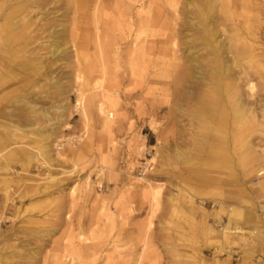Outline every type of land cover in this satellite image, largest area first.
Wrapping results in <instances>:
<instances>
[{
  "label": "rangeland",
  "instance_id": "374dc122",
  "mask_svg": "<svg viewBox=\"0 0 264 264\" xmlns=\"http://www.w3.org/2000/svg\"><path fill=\"white\" fill-rule=\"evenodd\" d=\"M76 1L0 0V26L12 22L0 28L11 46L0 112L20 113L0 115V264H261L264 238L245 189L264 167V0H103L98 10ZM129 6L157 15L143 34L157 48L133 71L132 44L118 41L116 25ZM100 40L107 63L120 43V66L111 61L106 74L119 90L107 128L95 95ZM178 61L201 63L200 79L178 84ZM27 101L38 103L34 128ZM44 137L41 165L32 155ZM248 143L260 157L246 166ZM228 204L244 208L232 216ZM226 223L245 230L224 239Z\"/></svg>",
  "mask_w": 264,
  "mask_h": 264
},
{
  "label": "bare ground",
  "instance_id": "6f19581e",
  "mask_svg": "<svg viewBox=\"0 0 264 264\" xmlns=\"http://www.w3.org/2000/svg\"><path fill=\"white\" fill-rule=\"evenodd\" d=\"M94 1H95L96 9L98 10L102 6L103 0H93V2ZM73 2H74V5L76 4V6L78 7L77 1L76 0H72V4H73ZM83 5L87 6L88 3H86V1H85ZM100 10L98 12H100ZM11 13L12 12H10L7 15V17H10L12 15ZM156 17H157V15L152 13L150 9L148 11H146L144 9V7H140L136 11H134V9L131 6H129V7H127L124 10L123 13L120 14V17H118V19L116 21V25H117V28H118L117 30L122 35V38L118 39V41L126 42L128 44H129V42H131V44H132L130 46V49H129L130 58H131L130 64L133 66L132 67V71L134 70V66L137 65L138 62H140V61L142 62L143 61V59L146 57V55H148L150 50H153V49L155 50L157 48V45L152 43V42H155V41H149V40L145 39V37L143 36V34L146 31L152 30L153 24L155 25V23L157 21ZM11 25H12V22L9 23L6 20L5 23L3 24V26H0V28H1V30H2V28L7 29V32H8L9 28L11 27ZM2 35L3 34H0V37ZM98 36L101 39L100 33H99ZM175 38L176 37L174 36L172 38V40H170L171 41V46H172L171 48H172L173 55L176 52L175 47L177 46V41H176ZM117 42L114 43L115 45H117V47H114L112 49L114 54H116V55L114 56V58L112 60H109L108 63L105 61V59L103 57L104 48H103L102 41L100 40L98 42V48H99L100 57H99L98 63L96 64V71H97L98 80L96 81V84H95L96 87H97V93H95V95L98 97V111H99V113L101 115H103L104 124H105L106 128H107L108 125H110V123L113 121V118H114L113 117L114 113L111 110V107L116 106V104L118 102V95L117 94L119 93V90H118V88H116L117 87V83L112 78H111L112 81L110 80V82H109L110 78L107 79V75H106L108 73V68L111 66L110 65L111 61L114 63L115 66H117V67L120 66L121 62H120V59H118V57H117V54L120 53V46H119L120 43L118 42L119 43V45H118ZM3 44L4 43L2 41H0V59H2L5 55H8V56L5 58V60L2 61V63L0 62V70L2 69L4 72H6V71H8V69H7L8 68L7 60L11 58L10 57L11 56V53H10L11 46H10V44L7 41L5 43L6 45H3ZM208 47L210 48L211 45H208ZM6 48H8L7 51H6ZM63 49L64 48H61L60 45H58L57 47H55V52H57V54H58ZM4 51H5V54H3ZM186 57L189 58L190 60L194 59V56L191 55L190 52L188 54H186ZM192 62H193V60H192ZM192 62L190 61L188 63L187 62L186 63L185 62L181 63V62L178 61V63H176V66L180 67V70H179V72H178V74L176 76V79H175L178 82V84L179 83L183 84V83H185L186 81H189V80H199L200 79L199 78L200 76H196L195 72L198 71L199 67H202V64L201 63L193 64ZM219 71L220 70H216V72H217L216 77H217L218 80H220L221 74L224 73V72L220 73ZM4 72H2L0 74V92L3 91L2 89L6 88L8 86V84H9V83L3 84V80H4V78H6L4 76ZM181 84H180V86H181ZM182 86H184V84ZM112 94H115V95H112ZM82 95H80V97H82ZM82 99L80 98L81 101L79 103H82ZM25 106L29 110L24 112L23 118L26 121V123H28L30 125V127L34 128L37 125L38 121L36 119H33V117L31 115L36 113V108H38V103L37 102H33V101H27ZM215 110H216V107H215L214 103H211L210 115H212L211 112L213 111V113H214ZM56 111H62L63 112V109L56 108ZM84 112H85V108H84ZM244 112H245V107L242 106L240 103H236L235 107L233 108L234 118L242 117ZM14 113L15 112L13 111V109H11L9 112L8 111L0 112V115L3 116V117H6L8 120H11L13 117H15L13 115ZM39 114H41L42 117L47 118V119H51L52 118L51 117L50 108H48V109L47 108H41L40 111H39ZM15 115L18 116V115H20V113L19 112H18V114L15 113ZM222 119H224V118H222ZM54 122H56V121L50 122L49 124H46V125H43V126H40V127L45 128L48 125L50 126ZM47 138L48 137L41 138V141H42L41 145H42L43 149H41L40 151H38L37 153L32 155L33 159L38 164H41V165L48 164V156L49 155L46 154V150L47 149L45 150V148L49 147L50 144L47 143L48 142ZM8 140H9V142L10 141L13 142L14 134ZM248 141H250V139ZM247 146H248V148L250 150L241 157L240 161H241L242 164H244L246 166H249L251 163H253L255 160H257L260 156L257 153H255L254 150H252V148H253L252 144L248 143ZM214 153L216 155H218V156H222L224 159L225 158H227V159L230 158V155L226 151H224L223 148H221L219 146L215 148ZM28 158H30V157H28ZM225 162H226V160L224 161L223 165L227 167L228 164L225 163ZM233 164L235 165L236 163L233 162ZM230 165L232 166V164H230ZM228 167H230V166H228ZM100 174H102V173H100ZM257 175L258 176L256 178H258V177H261V178H259L260 181L257 184H255L253 190H246L245 189V191L247 192V195L249 197H251V199H252V201L249 204L252 207L251 209H249V210H251L250 212L252 214L256 212V210L254 209L255 206L261 207V205L259 206V204L257 203L259 199L256 200V197H259L260 195L264 196V167L259 168V170L257 171ZM224 179H225L226 183L229 184L230 181L233 179V177L229 176V177H227V179L226 178H224ZM235 179H237V181H238V179L240 180L238 173L235 174ZM229 187H230V185H229ZM72 190H74V189H72ZM230 190H232L231 192H232V194L234 196L237 195L236 187L234 188V187L231 186ZM160 192H161L160 189H157L156 191L153 190V195H154L153 199H157V197H160V195H159ZM235 197H237V196H235ZM195 199H196V196H192V201H194ZM206 199H208V197H205V196L201 197V201L202 202H204ZM209 199H212V198H209ZM224 206L222 205V209L227 208L225 210L227 212H230V215H232V216L235 215L236 212L238 214L239 209L243 210V208H244L243 206H238V205H233V204H228L227 206L226 205H224ZM239 207H241V208H239ZM202 209L205 211L204 208H202ZM257 214H258L257 218L259 219L258 220V224L263 225L264 224V212L262 210L260 212L257 211ZM244 230L245 229L240 228V226H238V225H237L236 228H232L229 223H226L224 228H223V230H222L223 238L224 239H229L231 241H232V239L235 240L237 238V236L239 235L237 233L238 232H243ZM252 232H255V231L253 230ZM55 264H65V263L56 262ZM71 264H78V263L73 260L71 262Z\"/></svg>",
  "mask_w": 264,
  "mask_h": 264
},
{
  "label": "crops",
  "instance_id": "0c3cea01",
  "mask_svg": "<svg viewBox=\"0 0 264 264\" xmlns=\"http://www.w3.org/2000/svg\"><path fill=\"white\" fill-rule=\"evenodd\" d=\"M257 202V201H256ZM258 204H259V206L261 205V207H258V206H255L254 207V209L256 210V214H257V211H263L264 212V202H257ZM257 204V205H258ZM258 225H260L261 226V228H260V230H261V233H262V235H263V238H264V224L263 225H261V224H258ZM255 232L257 231V230H254ZM261 250H260V252H259V259L260 260H262V262H261V264H264V242L262 243V245L259 247Z\"/></svg>",
  "mask_w": 264,
  "mask_h": 264
},
{
  "label": "built area",
  "instance_id": "2783aa9c",
  "mask_svg": "<svg viewBox=\"0 0 264 264\" xmlns=\"http://www.w3.org/2000/svg\"><path fill=\"white\" fill-rule=\"evenodd\" d=\"M260 176H261V175H260ZM259 178H261V177H258L257 180H258Z\"/></svg>",
  "mask_w": 264,
  "mask_h": 264
}]
</instances>
